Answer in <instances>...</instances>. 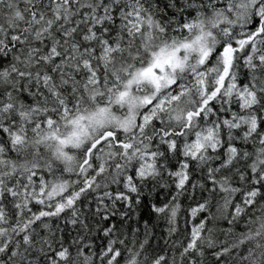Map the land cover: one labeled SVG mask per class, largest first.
<instances>
[{
    "label": "snow or ice",
    "instance_id": "obj_1",
    "mask_svg": "<svg viewBox=\"0 0 264 264\" xmlns=\"http://www.w3.org/2000/svg\"><path fill=\"white\" fill-rule=\"evenodd\" d=\"M0 264H264V0H0Z\"/></svg>",
    "mask_w": 264,
    "mask_h": 264
}]
</instances>
